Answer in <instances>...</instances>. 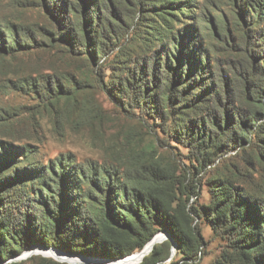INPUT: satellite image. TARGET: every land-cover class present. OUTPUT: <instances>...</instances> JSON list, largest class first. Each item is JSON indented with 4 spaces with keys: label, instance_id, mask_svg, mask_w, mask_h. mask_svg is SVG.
Segmentation results:
<instances>
[{
    "label": "trees",
    "instance_id": "trees-1",
    "mask_svg": "<svg viewBox=\"0 0 264 264\" xmlns=\"http://www.w3.org/2000/svg\"><path fill=\"white\" fill-rule=\"evenodd\" d=\"M48 1L54 7L61 2L59 10L72 13L77 34H58L74 44L61 55L71 70L48 69L55 75L43 81L54 79L56 85L46 82L43 100H63L75 112L95 114L96 104L88 101L79 106L76 96L101 85L127 113L137 109L141 116L149 114L155 130L164 136L162 143L170 138L186 146L197 171L211 164L226 147L235 148L242 142L252 145L256 157L246 163L252 174L224 167L212 175L208 203L196 205L189 203L195 193L193 185L185 183L178 165L164 158L154 144L130 149L125 171L92 165L78 171L66 161L51 163L47 173L43 166L24 162L23 167H12L9 176L1 171L0 186L9 184L5 192L11 195L5 198L0 193V206L6 210L0 215V262L35 245L91 258L119 259L141 251L162 231L172 241L156 244L140 264L168 259L172 242L178 262L190 264L199 259L203 245L195 219L203 218L215 235L225 239L212 264H264V172L252 164L264 163V78L259 91L245 90L241 101L228 102L223 83L213 82L205 71L207 58L206 62L201 59V46L194 39L196 26L184 23L179 29L175 25L180 22L179 15L189 16L191 0H144V6L152 9L144 18H157L151 25L147 60L120 65L115 75L113 61L100 72L88 57L78 54L77 46L87 39L93 61L105 53L110 37L107 19L100 16L105 0H88L95 4L90 15L79 7L69 8L66 0ZM249 6L256 12L257 22H262L264 0H256L257 10L251 3ZM241 11L250 14L246 9ZM13 42L20 45L17 39ZM12 46L3 42L0 50H12ZM80 59L85 67L78 65ZM0 147L3 149L1 143ZM18 150L5 147L0 160ZM27 176H34L32 193L27 191ZM16 179L21 182L14 183ZM58 195L59 200L55 199ZM10 198L16 205L28 203L26 210L16 211L9 205ZM29 205L34 206L32 211Z\"/></svg>",
    "mask_w": 264,
    "mask_h": 264
},
{
    "label": "rangeland",
    "instance_id": "rangeland-1",
    "mask_svg": "<svg viewBox=\"0 0 264 264\" xmlns=\"http://www.w3.org/2000/svg\"><path fill=\"white\" fill-rule=\"evenodd\" d=\"M66 2L69 8L79 7L81 12H87L88 15L91 9H95V4H89L88 0ZM250 3L257 10L256 0H191L189 16L179 15L177 19L180 22L175 24L179 29L184 23L196 26L194 39L201 46V59L205 61L207 58L208 67L205 71L213 82L223 83L227 100L232 103L241 101L245 90L259 91L264 78V20L257 22L256 12H252ZM60 6L61 2L54 7L48 0H0V44L5 42L8 47L13 45L12 50H0V143L3 145L0 153L8 146L20 149L12 155L6 153L5 158L0 160V173L2 171L9 176L12 167H23L25 163L33 167L43 166L47 173L48 165L56 164L57 161L69 162L77 166L78 171L90 165L99 169L111 167L125 171L124 161L130 149L154 144L164 158L178 165L185 174V183L193 185L195 193L189 199L193 205L208 203V181L222 168L235 169L242 174L253 173L246 163H250L248 159L255 160V151L252 145L245 142L235 148L226 147L224 153L211 164L197 171L192 158L187 156L186 146L170 138L162 143L164 136L155 130L156 124L149 114L141 116L137 109L127 113L106 94L101 85L87 88L76 96L79 106L86 105L88 101L96 104L95 114L75 112L74 107L63 100H43L42 90L46 82L56 85L54 79L43 81L55 75L54 71L48 69L71 70L70 66H66L68 61L62 60L61 55L64 49L73 48L74 44L65 37H59V33L62 36L66 31H71L72 35H76L77 23L72 13L61 12ZM242 9L250 14L242 13ZM151 10L144 6V0H105V8L100 11L101 18L106 17L110 28L105 53L98 54L96 61H93L90 54L92 48L87 47L86 39V43L77 46L78 54L88 57L100 72L103 65L106 67L114 61V75L120 65L146 61L151 51L148 45L151 25L157 18H144L143 14L151 13ZM80 27H84L82 22ZM14 39L20 42L19 46L14 44ZM82 61L80 59L78 65L85 67ZM252 164L257 171L264 172L263 162L258 164L253 161ZM32 177H25L29 193H32L30 187L36 186L32 185ZM20 182V179L14 181ZM8 186H0V193L5 198H9L7 194L11 195V192H5ZM59 197L55 199L59 200ZM8 202L11 207H16V211L22 212L28 205H16L11 198ZM29 207L31 211L34 209L33 205ZM5 211L0 206V215ZM195 222L200 229L203 245L199 259L190 264H212L224 247L225 239L215 235L205 219L196 218ZM36 246L28 247L17 256ZM170 251L169 258L158 264H180L176 248L172 246ZM13 262L87 264L68 263L35 253L18 260L10 258L0 264Z\"/></svg>",
    "mask_w": 264,
    "mask_h": 264
},
{
    "label": "bare ground",
    "instance_id": "bare-ground-1",
    "mask_svg": "<svg viewBox=\"0 0 264 264\" xmlns=\"http://www.w3.org/2000/svg\"><path fill=\"white\" fill-rule=\"evenodd\" d=\"M163 238V233H158L154 235L152 240H150L148 243H146L143 251H136L130 256L120 259L118 261H106V260H88L83 256L78 255H70L69 253H60V251L56 250H47L43 249L41 247H35L31 249L35 254H42L45 256H51L55 259L62 260L68 263H79V262H85L88 264H138L142 258L148 254L149 250L152 248L153 244H158Z\"/></svg>",
    "mask_w": 264,
    "mask_h": 264
},
{
    "label": "water",
    "instance_id": "water-1",
    "mask_svg": "<svg viewBox=\"0 0 264 264\" xmlns=\"http://www.w3.org/2000/svg\"><path fill=\"white\" fill-rule=\"evenodd\" d=\"M165 239H170L171 241H172V239L170 238V236L166 233V232H163V238H162V240L159 242V243H161L162 241H164ZM152 240V239H151ZM156 246V244H153L152 245V248L149 250V252H148V254L154 249V247ZM172 246L174 247V248H176V246H175V244L172 242ZM37 247V246H36ZM41 248H43V249H47V250H56V251H59V250H57V249H55V248H47V247H43V246H40ZM145 247V246H144ZM144 247H143V249H144ZM34 248V247H33ZM32 249V248H31ZM31 249H29L28 251H26L23 255H20V256H14V257H12L13 258V260H18V259H22V258H24V257H26L28 254H31V253H35V252H33ZM143 249H142V251H143ZM60 253H64V252H60ZM65 254V253H64ZM147 254V255H148ZM147 255H145V256H147ZM130 256V255H129ZM144 256V257H145ZM83 257H85L86 259H88V260H104V259H98V258H91V257H86V256H83ZM126 257H128V256H126ZM126 257H123V258H119V259H111V260H106V261H118V260H120V259H124V258H126ZM144 257L142 258V260L140 261V262H142L143 261V259H144ZM139 262V263H140ZM88 264V263H87Z\"/></svg>",
    "mask_w": 264,
    "mask_h": 264
}]
</instances>
